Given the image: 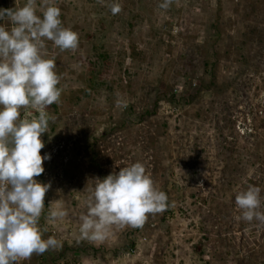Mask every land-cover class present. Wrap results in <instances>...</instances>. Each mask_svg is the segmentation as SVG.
<instances>
[{"label":"rangeland","instance_id":"rangeland-1","mask_svg":"<svg viewBox=\"0 0 264 264\" xmlns=\"http://www.w3.org/2000/svg\"><path fill=\"white\" fill-rule=\"evenodd\" d=\"M162 2L52 0L79 36L75 51L48 40L43 50L62 93L41 136L50 159L35 179L51 187L39 226L62 247L16 264H264V224L239 219L235 203L254 185L264 212V0ZM36 7L43 18V0ZM136 162L168 209L142 228L113 226L102 243L82 240L88 189ZM57 204L68 215L49 220Z\"/></svg>","mask_w":264,"mask_h":264},{"label":"clouds","instance_id":"clouds-1","mask_svg":"<svg viewBox=\"0 0 264 264\" xmlns=\"http://www.w3.org/2000/svg\"><path fill=\"white\" fill-rule=\"evenodd\" d=\"M173 0H163L159 8L167 10ZM113 15L121 12L119 3L110 6ZM42 17L36 14V0H26L22 7L0 9V264H16L33 254L59 249L62 242L53 236L43 238L39 221L45 209V196L51 185L35 177L44 172L41 155L42 134L49 130V105L58 104L62 89L56 73L55 57L45 59V40L61 51H75L78 34L62 27L60 9L52 0H43ZM118 107H127L117 101ZM21 108L36 110L38 116L21 119ZM85 200L87 213L80 216V238L102 243L113 226L142 228L149 215L169 207L168 197L158 190L145 166L136 162L120 168L103 179H95ZM261 189L248 185L239 191L235 203L239 219L264 224ZM68 212L57 204L48 213L49 220H63Z\"/></svg>","mask_w":264,"mask_h":264},{"label":"trees","instance_id":"trees-1","mask_svg":"<svg viewBox=\"0 0 264 264\" xmlns=\"http://www.w3.org/2000/svg\"><path fill=\"white\" fill-rule=\"evenodd\" d=\"M92 62V64L94 65L95 64V60H92V58L90 59ZM95 72V71H94ZM95 87V85H94V83L92 84V88H94Z\"/></svg>","mask_w":264,"mask_h":264}]
</instances>
